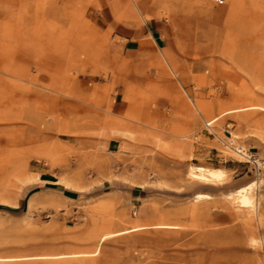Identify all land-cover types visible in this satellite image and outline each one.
<instances>
[{
    "label": "rangeland",
    "instance_id": "374dc122",
    "mask_svg": "<svg viewBox=\"0 0 264 264\" xmlns=\"http://www.w3.org/2000/svg\"><path fill=\"white\" fill-rule=\"evenodd\" d=\"M231 3L0 0V264H264V0Z\"/></svg>",
    "mask_w": 264,
    "mask_h": 264
},
{
    "label": "bare ground",
    "instance_id": "6f19581e",
    "mask_svg": "<svg viewBox=\"0 0 264 264\" xmlns=\"http://www.w3.org/2000/svg\"><path fill=\"white\" fill-rule=\"evenodd\" d=\"M260 109H264V108H260ZM189 176L192 179L203 182H220L223 180L225 176V172L222 169H217V168H207L204 166H191L189 170ZM253 187L254 184H250L248 186L239 188L238 190H236L231 194L234 197L232 198L235 200L239 208L244 210L245 209L252 210L255 208V197L253 195ZM204 197H205L204 194L198 193L195 195L194 198L195 200H200Z\"/></svg>",
    "mask_w": 264,
    "mask_h": 264
},
{
    "label": "crops",
    "instance_id": "0c3cea01",
    "mask_svg": "<svg viewBox=\"0 0 264 264\" xmlns=\"http://www.w3.org/2000/svg\"><path fill=\"white\" fill-rule=\"evenodd\" d=\"M232 4V3H231ZM241 4V0H239V3L236 5L232 4V7H238ZM87 15V13H86ZM135 25H132L131 23H128V21H120L116 24L117 26V35L118 37L125 40V49L131 52H137L142 54L143 52H148L154 50L153 40L154 44L158 45L156 43V39L160 38V35H157V30L154 26H152V31H149V34L152 37V41H150L147 37V34L143 27L137 24V21H135ZM130 232V231H128ZM60 255V254H59ZM56 255H51L50 258L55 257ZM59 258V257H55ZM10 260L19 259V258H8ZM5 261V260H4Z\"/></svg>",
    "mask_w": 264,
    "mask_h": 264
},
{
    "label": "built area",
    "instance_id": "2783aa9c",
    "mask_svg": "<svg viewBox=\"0 0 264 264\" xmlns=\"http://www.w3.org/2000/svg\"><path fill=\"white\" fill-rule=\"evenodd\" d=\"M224 2V0H218L219 4H222Z\"/></svg>",
    "mask_w": 264,
    "mask_h": 264
}]
</instances>
